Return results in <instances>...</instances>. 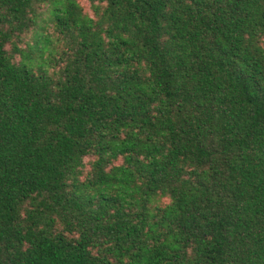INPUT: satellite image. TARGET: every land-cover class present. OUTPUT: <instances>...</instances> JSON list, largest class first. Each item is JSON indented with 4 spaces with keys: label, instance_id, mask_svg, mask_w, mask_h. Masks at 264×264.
I'll use <instances>...</instances> for the list:
<instances>
[{
    "label": "trees",
    "instance_id": "trees-1",
    "mask_svg": "<svg viewBox=\"0 0 264 264\" xmlns=\"http://www.w3.org/2000/svg\"><path fill=\"white\" fill-rule=\"evenodd\" d=\"M0 0V264H264V0Z\"/></svg>",
    "mask_w": 264,
    "mask_h": 264
},
{
    "label": "rangeland",
    "instance_id": "rangeland-1",
    "mask_svg": "<svg viewBox=\"0 0 264 264\" xmlns=\"http://www.w3.org/2000/svg\"><path fill=\"white\" fill-rule=\"evenodd\" d=\"M80 3L84 6L85 10L88 12H92L91 10V4H90V0H79Z\"/></svg>",
    "mask_w": 264,
    "mask_h": 264
}]
</instances>
